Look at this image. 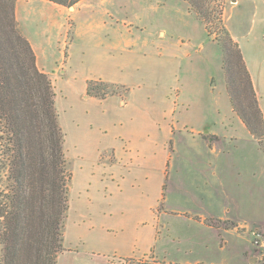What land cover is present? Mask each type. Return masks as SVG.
Returning <instances> with one entry per match:
<instances>
[{
    "label": "crops",
    "instance_id": "obj_1",
    "mask_svg": "<svg viewBox=\"0 0 264 264\" xmlns=\"http://www.w3.org/2000/svg\"><path fill=\"white\" fill-rule=\"evenodd\" d=\"M87 1L73 9L51 0L16 3L38 67L70 109L71 121L62 120L56 92L77 161L65 248L75 249L67 243L71 217L78 243L94 257L89 264L151 255L168 264H256L251 232L264 227L259 141L231 102L197 106L182 87L183 63L193 57L188 43L166 40L165 30L159 39L143 36V26L135 32L124 1L78 15ZM184 2L182 24L198 19L221 60L205 23ZM224 21L264 120V0H225ZM90 81L126 90L91 95Z\"/></svg>",
    "mask_w": 264,
    "mask_h": 264
},
{
    "label": "trees",
    "instance_id": "obj_2",
    "mask_svg": "<svg viewBox=\"0 0 264 264\" xmlns=\"http://www.w3.org/2000/svg\"><path fill=\"white\" fill-rule=\"evenodd\" d=\"M72 6L81 0H51ZM190 10L221 31L224 69L231 76L230 52L238 57L249 87L252 106L239 105L229 83L235 109L264 151V120L258 98L237 42L225 21V0H186ZM17 0H0V150L8 160L9 192H0V243L3 264H57L64 247L73 173L65 150V132L59 122L56 90L38 67L34 48L19 26ZM230 82V81H229ZM109 83L90 81L88 93L104 97ZM245 105V106H244Z\"/></svg>",
    "mask_w": 264,
    "mask_h": 264
},
{
    "label": "rangeland",
    "instance_id": "obj_3",
    "mask_svg": "<svg viewBox=\"0 0 264 264\" xmlns=\"http://www.w3.org/2000/svg\"><path fill=\"white\" fill-rule=\"evenodd\" d=\"M117 1L126 2V9L128 11L129 20H131L130 22L132 23L131 28L135 32L138 31V26H143V36L155 37V39H159L158 32L160 30H165L166 40L173 37L174 41L180 40L188 43V47H190L192 50L193 57L192 60L187 59L183 63L181 85L189 93V96L192 97V100L197 106L212 108L214 106H218L219 104H221L222 106H228L231 102V105L234 107L229 92L230 83L231 85H233V90L237 93L236 101L239 102L238 104L241 105V103L244 102L246 105V109H248V111L251 110L252 99L250 90L246 83V78L240 69L238 57L233 50H231L230 52L228 63L230 73H232L231 75L234 79H231V76L227 75V72L224 69V52L221 44L217 39V37L221 36L224 39V36L216 27L214 21L213 23H211L210 28L213 34L209 36V39L219 47V51L221 52V60L219 55L215 51V46L213 47V44L208 40V35L205 32L204 26L200 24L198 19L187 16V21L184 25L182 24L181 19H185L183 18L184 16L182 14L187 9L186 2H184V0H107L106 4H104L102 0H88L87 4L82 8L81 13H79L78 15H83V17H85L84 15L87 14L88 11H92L94 7H103V5H110L111 3ZM219 1L220 0H214L211 3V7L215 6V8H217ZM76 5L77 4L72 5V8L71 6L67 7L73 9ZM179 9L183 12H178ZM83 17L80 18L84 19ZM70 27L69 38L72 32V25ZM202 45L203 47L201 48ZM211 71L214 73V75L210 80L209 88L211 90H209L207 88L206 81L207 75ZM113 90H115L116 92L119 90L125 91L126 88L113 84L108 85V87L106 88V91L109 92ZM209 91H212L213 93ZM56 92L58 93V108L60 110L62 120L64 119L65 121V119H67L70 122V118L68 119V116L70 115V109L64 107L67 100L64 96H62L59 89H57ZM69 137H71V134L69 135ZM207 137L214 138V135L208 134ZM259 147L263 151L260 144ZM65 150L69 159L71 171L73 173V171L77 169V161H75V150L71 140H68V142L66 141ZM8 175V160L3 156L0 150V192H9L10 181L8 179ZM72 180L70 182V187L72 184ZM71 197L72 195L70 191V200ZM1 225L2 220H0V228ZM72 226L73 224L70 217L69 224L67 226V243H71V245L75 249H73L72 247L65 248L64 246L63 250L58 255L57 264H89L94 257L82 246V244L80 245L78 243L79 239L77 238V232H75ZM255 255H257L256 252ZM0 264H3V245L1 243ZM129 264L168 263L166 260L157 259L151 255L147 258L132 260L129 262Z\"/></svg>",
    "mask_w": 264,
    "mask_h": 264
},
{
    "label": "built area",
    "instance_id": "obj_4",
    "mask_svg": "<svg viewBox=\"0 0 264 264\" xmlns=\"http://www.w3.org/2000/svg\"><path fill=\"white\" fill-rule=\"evenodd\" d=\"M252 242L256 252V264H264V227L252 230Z\"/></svg>",
    "mask_w": 264,
    "mask_h": 264
},
{
    "label": "water",
    "instance_id": "obj_5",
    "mask_svg": "<svg viewBox=\"0 0 264 264\" xmlns=\"http://www.w3.org/2000/svg\"><path fill=\"white\" fill-rule=\"evenodd\" d=\"M71 8H72V6H71Z\"/></svg>",
    "mask_w": 264,
    "mask_h": 264
}]
</instances>
